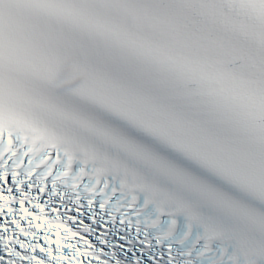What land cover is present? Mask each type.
I'll return each instance as SVG.
<instances>
[{
    "label": "snow or ice",
    "instance_id": "1",
    "mask_svg": "<svg viewBox=\"0 0 264 264\" xmlns=\"http://www.w3.org/2000/svg\"><path fill=\"white\" fill-rule=\"evenodd\" d=\"M0 264H264V0H0Z\"/></svg>",
    "mask_w": 264,
    "mask_h": 264
}]
</instances>
